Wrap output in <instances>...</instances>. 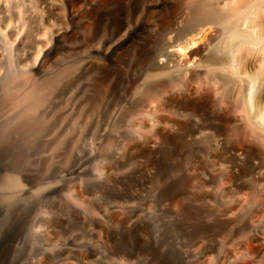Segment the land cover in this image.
<instances>
[{
    "label": "rangeland",
    "instance_id": "obj_1",
    "mask_svg": "<svg viewBox=\"0 0 264 264\" xmlns=\"http://www.w3.org/2000/svg\"><path fill=\"white\" fill-rule=\"evenodd\" d=\"M70 10L75 0H0V264H264V160L249 153L264 144L248 135H264L249 95L264 96L260 72L197 88L243 127L214 133L177 71L89 67L88 21ZM147 140L153 153L134 147ZM231 144L249 145L237 166Z\"/></svg>",
    "mask_w": 264,
    "mask_h": 264
},
{
    "label": "bare ground",
    "instance_id": "obj_2",
    "mask_svg": "<svg viewBox=\"0 0 264 264\" xmlns=\"http://www.w3.org/2000/svg\"><path fill=\"white\" fill-rule=\"evenodd\" d=\"M68 15L72 20L88 21L93 45L92 55L86 63L92 69L107 74L110 68L127 58L136 59L141 66H149L160 73L177 71L178 79L190 84L188 93L182 94L185 106L209 114L214 133L221 130L225 122L243 128L237 117L226 114L221 107L212 109L211 97L205 92L199 94L197 88L211 86L214 91L220 82L224 85L225 82L248 83L257 72L264 82V0H75V10H70ZM240 16L243 17L239 21ZM224 35L232 48L228 60L227 55H220L215 49L226 39ZM64 37L66 35L56 36L55 44ZM44 55L47 53L39 55V65L43 63ZM202 68L222 70L226 77L213 80ZM19 84L28 88V82ZM249 95L251 103L264 118V96ZM167 99L169 103H179L178 99ZM250 131V137L264 144L260 130ZM160 134L169 139L167 134ZM134 147L154 152V146L148 140L144 145L135 144ZM248 147L243 150L234 144L228 147L234 166ZM249 153L257 160H264V149L258 144H252ZM259 178L257 176L253 181ZM102 213L105 217L111 216L110 211ZM103 231L115 246L114 234L107 227Z\"/></svg>",
    "mask_w": 264,
    "mask_h": 264
}]
</instances>
